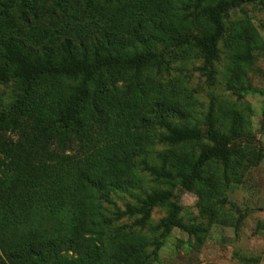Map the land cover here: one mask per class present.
<instances>
[{
    "label": "rangeland",
    "instance_id": "rangeland-1",
    "mask_svg": "<svg viewBox=\"0 0 264 264\" xmlns=\"http://www.w3.org/2000/svg\"><path fill=\"white\" fill-rule=\"evenodd\" d=\"M30 3L36 17L28 26L16 22L12 28L27 44H58L67 36L76 41L79 34L97 42L105 33L106 44L121 49L120 57L152 51L163 66L149 64L138 75L110 70L102 75L101 88L89 82V102L96 107L80 139L70 135L63 153L75 172L85 170L89 176V182L72 187L65 203L71 214L65 221L80 233L83 247L62 251L57 264H264V0L230 12L212 79L201 70V51L192 42L178 43L188 34L212 31L194 0ZM16 15L13 10L11 17L16 20ZM21 91L15 80L0 83V111ZM211 105L219 132L227 134L235 126L240 133L239 152L227 166L209 162L191 190L175 189L179 217L189 231L175 228L161 236L156 226L166 206L155 207L144 227L135 224L138 217L115 219L118 210L168 188L143 164L159 166L165 159L168 170L189 169L202 148L211 145L206 140L162 144L158 120L204 129ZM33 126L28 121L22 131L2 137L25 150ZM33 143V149L53 147L48 141ZM83 203L90 211L76 210Z\"/></svg>",
    "mask_w": 264,
    "mask_h": 264
},
{
    "label": "trees",
    "instance_id": "trees-1",
    "mask_svg": "<svg viewBox=\"0 0 264 264\" xmlns=\"http://www.w3.org/2000/svg\"><path fill=\"white\" fill-rule=\"evenodd\" d=\"M261 1L194 0L193 7L206 16L212 31L202 36L188 34L178 39V43L192 42L201 51L204 56L201 70L208 79L214 75L213 64L219 59L218 43L226 32L225 20L230 12ZM13 10H17L16 20L11 17ZM35 17L30 0H0V83L15 80L22 87L20 95L0 111V264H57L62 251L83 247L79 245L80 233L76 234L65 221L71 219L65 203L73 195H70L72 187L89 182V176L85 170L75 172V166L63 153L70 135L80 139L91 108L96 107V103L91 107L87 86L94 81L100 87L102 75L110 70L130 69L138 75L149 64H156L158 69L163 67L162 59L152 51L120 57L121 49L106 44L105 33L97 42L79 34L76 41L67 36L58 44L41 41L27 44L12 33V28L16 22L28 26L30 18ZM54 83L60 86L55 87ZM28 121L34 126L27 132L31 144L25 150L3 139L4 134L22 131ZM157 125L164 130L159 138L162 144L179 146L202 140L211 143L202 148L189 169L168 170L165 159L159 166L143 164L144 171L168 188L153 190L138 205H127L115 213L117 220L138 217L135 224L144 227L155 207L166 206L167 214L156 226L165 237L175 228L189 231L179 217L181 207L174 200L175 189L191 190L211 161L227 166L239 152L240 133L235 126L227 134L218 131L213 105L204 129L182 127L165 117ZM46 141L52 142L51 150L32 148L33 142ZM83 204L76 207L78 212L80 208L89 210L88 204L87 207ZM158 249L159 244L154 251Z\"/></svg>",
    "mask_w": 264,
    "mask_h": 264
}]
</instances>
